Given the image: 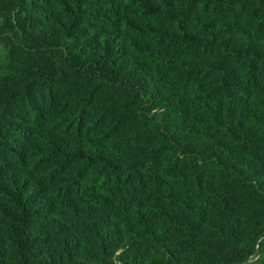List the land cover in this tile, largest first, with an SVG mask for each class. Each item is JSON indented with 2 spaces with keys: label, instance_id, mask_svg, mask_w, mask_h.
<instances>
[{
  "label": "trees",
  "instance_id": "1",
  "mask_svg": "<svg viewBox=\"0 0 264 264\" xmlns=\"http://www.w3.org/2000/svg\"><path fill=\"white\" fill-rule=\"evenodd\" d=\"M0 264H264V0H0Z\"/></svg>",
  "mask_w": 264,
  "mask_h": 264
},
{
  "label": "rangeland",
  "instance_id": "2",
  "mask_svg": "<svg viewBox=\"0 0 264 264\" xmlns=\"http://www.w3.org/2000/svg\"><path fill=\"white\" fill-rule=\"evenodd\" d=\"M0 57H2V51L0 50Z\"/></svg>",
  "mask_w": 264,
  "mask_h": 264
}]
</instances>
